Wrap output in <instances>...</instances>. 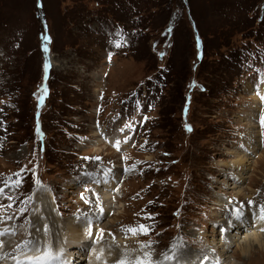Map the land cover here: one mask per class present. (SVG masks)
<instances>
[{"label": "rangeland", "instance_id": "obj_1", "mask_svg": "<svg viewBox=\"0 0 264 264\" xmlns=\"http://www.w3.org/2000/svg\"><path fill=\"white\" fill-rule=\"evenodd\" d=\"M257 91L264 100V0H0L3 250L26 249L46 198L81 235L118 209L93 225L78 264L121 250L159 264L178 245L184 264H264V250H237L264 230L236 243L225 219L264 209ZM239 153L241 180L227 167ZM105 170L120 174L109 191L89 178ZM106 193L112 205H97Z\"/></svg>", "mask_w": 264, "mask_h": 264}, {"label": "bare ground", "instance_id": "obj_2", "mask_svg": "<svg viewBox=\"0 0 264 264\" xmlns=\"http://www.w3.org/2000/svg\"><path fill=\"white\" fill-rule=\"evenodd\" d=\"M250 126L253 127L255 125L251 123ZM253 139H254L255 142H260V141H258L259 139L257 137H255V138L253 137ZM248 148L250 150H252V151H255V150H258L259 149V145L257 144V145H255L253 147H251V145H250ZM248 162H249V158H247L245 155H242V153H239V154H237V160L233 161L232 164L231 165L229 164V166H227V167L228 168H231L232 170H235L236 171V173H234L236 175L235 178L238 179V180H241V175L243 174L244 171H247V166H248L247 164H248ZM110 171L105 170V171H103L101 173L92 172V173H90V177L89 178H93L95 180V182L97 184H99V187L101 186L102 189L104 188L105 190H107L110 187H113V185H115L114 184V181L117 180L119 178V176H120V174L118 172L112 173V171L111 172ZM242 180H243V177H242ZM222 183H223V181H222ZM234 189H235V187H234ZM102 191H104V190H102ZM109 195L110 194H107L106 193L105 194V197H103V199H101V200L99 198L95 199L97 201V203H98L97 205H104V206H109L110 205L111 206L112 204L110 203V200L112 198L109 197ZM101 196L102 195H99V197H101ZM39 203H41L42 208H40V206L37 208L36 217L33 219L34 228L32 229V238H30V239L27 238L26 242L24 244H22L23 246L26 247V249L24 250V252H30V251H43V252H45L46 251L48 253V251L51 250V252L53 254H57V255L62 254V259H63V261L53 260V261H51V264H62V263H66V264H78V259L75 257L74 254L79 253L81 255V251H85V247L87 245L91 244V241L94 238L89 239V238H87V235H89V233L92 231L91 228H93V225L94 224H99V222L101 221V218H103V216L106 215L108 207H104L105 208L104 209V212H102V211L98 212V216L90 217L93 220L92 222H94V223H92V225H90L91 224L90 223L89 226L86 225L87 226L86 233H84L83 235H81L80 233H76L77 231L80 232V230H78L76 228V226H74L75 223L73 224V221H72V223H71L72 224V227L69 226L72 233H71V235L69 234L70 238L68 237V239H66L67 241L64 242L63 240H65V239L63 237H65V236L62 235V232L70 224L69 223L70 222L69 219H61V218L59 219L58 217H55V215H53V213L51 211L52 209L50 210V205H49L48 199L43 198V199L40 200ZM43 205L45 206V208H44ZM221 206H224V205H221ZM113 209H115V212H117V210H118L117 208L110 207V210L111 211ZM237 209H235L236 212L235 211L233 212L234 214H232L231 216H228V217L225 218L226 221L229 223L228 229H226L227 230L226 231V234H227L226 237H228V235L230 233H233V236L234 237H232V238L237 243V240H238V242L240 241L239 239H241V237H242L241 235H242V232L244 231V229L249 228V226H251V225H252L251 227H253V228H255V229L259 230V231L260 230H264V218H262V217H264V209L263 208L251 207V209H253L254 212H257L258 213V216H259V221L255 222L254 224H253V222L251 220V214H250V210L251 209H248L246 212H241V210L239 208L238 209L239 210V213H240L239 217L237 216ZM110 210L108 211L107 214H110L109 213V212H111ZM90 214L91 213H88L87 215H84V216H91ZM215 216H217V215H215ZM218 219H220V218H218ZM248 221H249V223H248ZM213 223H216V222H213ZM220 223H225V222L224 221H222V222L219 221L215 225L220 224ZM255 226H257V227H255ZM114 229H116V228L113 227L112 230H114ZM257 230H256V232H257ZM8 231H9V229L8 230H5V228H4V230H2L0 232L1 233H5V232L7 233ZM228 231H230V232H228ZM253 231H254V229H253ZM249 234H251V233H249ZM253 234H255V232H253ZM6 236H8V235H6ZM95 238L98 239V236H96ZM5 239H7V238H5ZM3 240H4V237H3ZM1 242H2V240L0 241V243ZM50 242H54V243L52 244ZM3 243H4V241H3ZM134 243H135V241L133 240L131 242H128L126 245H130V247H133L132 245ZM232 244H233V242H230V245H232ZM11 246L13 247V245H11ZM70 246H71V248H69ZM239 246H240V248L237 249V250L241 254V258L242 259L243 258L245 259L247 257L250 258V255L251 254L253 255V250H256V251H258V250H260V251L262 250L263 251L264 250V235L257 233L256 235L247 236V237H245L244 241L239 244ZM2 247H0V254H6V252L3 250ZM9 247L10 246L7 247L8 250H9ZM48 247L50 249L45 250ZM65 247H67L69 249V251H67ZM217 247H218V249H222V250H220L218 252V253H220V256H222V258L225 255L228 254V252L226 251V249L229 248L228 245L223 244L221 246H218V244H216L215 245V249ZM184 248L185 247H182V246H179V245L176 246L173 251H170L169 254H167V255L164 256L163 261H161V262L159 261L158 263L159 264H166L169 261V257L173 256L174 261L172 262V260L170 259L171 262H172V264L173 263H179L180 261H182V263L184 264V262L189 257V256H187V248L186 249H184ZM125 249H127V248H125ZM218 249H216V250L218 251ZM106 250H108V249H106ZM17 252H21V251L17 250ZM113 252H112V254H113ZM86 254L87 253H85V256H86ZM112 254H110V252H106L105 258L103 260V261H105V264H120V262H123V264H137L138 263V259L140 260L139 262H144L145 261V258L147 256V255H145L146 253L144 251L140 252V255L139 256H135L133 254L132 255H128L123 250H121L120 252L117 251L115 254H113L114 256H112ZM85 256H83V257H85ZM102 256H104V255H102ZM90 257H91V259L93 261H95V262L97 261V263H98L99 253H97V252L96 253H91V256ZM165 257L168 258V259L167 260H164ZM100 258H99V263L102 262V258L103 257L101 258V260H100ZM110 259H112V260H110ZM224 259H226V257H224ZM187 263H188V261H187ZM27 264H30V263H27ZM88 264H90V263H88Z\"/></svg>", "mask_w": 264, "mask_h": 264}, {"label": "snow or ice", "instance_id": "obj_3", "mask_svg": "<svg viewBox=\"0 0 264 264\" xmlns=\"http://www.w3.org/2000/svg\"><path fill=\"white\" fill-rule=\"evenodd\" d=\"M188 130L189 131L191 130L190 127L188 128ZM85 159H87V158H85ZM0 192H2V189H0ZM239 215H240V213H239V210L237 209V216L239 217ZM262 218H264V217H262ZM145 229H146V226H141L140 231H145ZM129 231H131L133 233H136L137 229H129ZM5 234H7V233L6 232L5 233H0V235H5ZM145 234H147L146 231H145ZM2 246L3 245L0 244V247H2ZM0 258H2V257H0ZM40 259L44 260V264H51V261H53V260H61L62 259V254H59V255L53 254L51 252V250H49L48 253H47L46 259L45 258H40ZM169 259H171V257ZM18 264H19V262H18ZM36 264H39V260L36 262ZM120 264H123V262H120Z\"/></svg>", "mask_w": 264, "mask_h": 264}, {"label": "built area", "instance_id": "obj_4", "mask_svg": "<svg viewBox=\"0 0 264 264\" xmlns=\"http://www.w3.org/2000/svg\"><path fill=\"white\" fill-rule=\"evenodd\" d=\"M256 96H257L259 99H261V97H262L260 94H257Z\"/></svg>", "mask_w": 264, "mask_h": 264}]
</instances>
